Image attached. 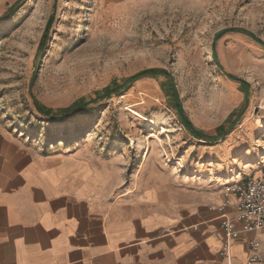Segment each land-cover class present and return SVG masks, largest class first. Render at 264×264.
Here are the masks:
<instances>
[{
    "label": "rangeland",
    "instance_id": "rangeland-1",
    "mask_svg": "<svg viewBox=\"0 0 264 264\" xmlns=\"http://www.w3.org/2000/svg\"><path fill=\"white\" fill-rule=\"evenodd\" d=\"M147 70L166 75L130 83ZM78 102L64 122L37 110ZM0 127L43 153L112 159L128 177L242 174L264 163V0H0Z\"/></svg>",
    "mask_w": 264,
    "mask_h": 264
},
{
    "label": "crops",
    "instance_id": "crops-1",
    "mask_svg": "<svg viewBox=\"0 0 264 264\" xmlns=\"http://www.w3.org/2000/svg\"><path fill=\"white\" fill-rule=\"evenodd\" d=\"M247 166L210 185L154 168L128 177L112 159L43 153L0 127V264H249L263 233L221 253L222 220L241 229L228 189L264 169Z\"/></svg>",
    "mask_w": 264,
    "mask_h": 264
},
{
    "label": "built area",
    "instance_id": "built-area-1",
    "mask_svg": "<svg viewBox=\"0 0 264 264\" xmlns=\"http://www.w3.org/2000/svg\"><path fill=\"white\" fill-rule=\"evenodd\" d=\"M259 178L247 179L244 184L228 189L236 195L235 209L236 221L240 223L238 231L232 221L223 219L225 243L221 253L228 257L229 243L238 239L240 233H263L264 234V169ZM249 252V264H264V240L259 242L251 239L247 242Z\"/></svg>",
    "mask_w": 264,
    "mask_h": 264
},
{
    "label": "trees",
    "instance_id": "trees-1",
    "mask_svg": "<svg viewBox=\"0 0 264 264\" xmlns=\"http://www.w3.org/2000/svg\"><path fill=\"white\" fill-rule=\"evenodd\" d=\"M223 32H225V31H223ZM229 32H235V31H231L230 30ZM222 34H219L218 37L220 35H222ZM250 37L254 40L253 36H250ZM255 41L257 43L261 44L259 39H255L254 42ZM146 75L153 76V77H158V76L166 75V72L165 71H158V70H147L146 73H143L141 75H135V76L131 77V79L129 81L131 83L132 80L133 81L137 80L139 78V76H146ZM230 79L238 82L239 84H242V86L244 85L245 88L248 87V84L246 82H243L241 79L238 80V79L233 78V77H230ZM117 87H119V86H116L115 89L109 91L108 94H111V93L115 92L117 90ZM86 107H87V104L83 105L82 103L78 102L75 105H72L71 107H68V109H60V110H58L56 116H53V117L50 116L49 111H45L44 108L39 107L37 110L40 112V114H42L43 116H46V118L49 121H51V122H64V121L68 120L70 117L74 116L75 114L83 111ZM176 113L181 118L182 122L184 123L185 128L194 137H196L199 140H205V137H203L201 133H199L198 131H196V130H194L193 128L190 127L189 123L184 118V114L179 109V104L176 106ZM222 129L223 128H219L217 130V132H218L217 135L214 138L211 137V139H209V140L210 141L217 140V138L225 136L227 133H229L232 130V127L230 126V128L227 129L225 133H221Z\"/></svg>",
    "mask_w": 264,
    "mask_h": 264
},
{
    "label": "bare ground",
    "instance_id": "bare-ground-1",
    "mask_svg": "<svg viewBox=\"0 0 264 264\" xmlns=\"http://www.w3.org/2000/svg\"><path fill=\"white\" fill-rule=\"evenodd\" d=\"M264 133V129H262L261 131H260V134H263ZM261 160H264L263 158L261 159ZM260 160V161H261Z\"/></svg>",
    "mask_w": 264,
    "mask_h": 264
}]
</instances>
